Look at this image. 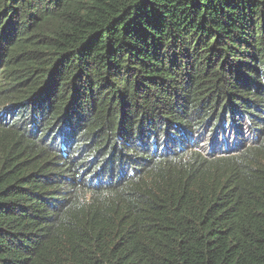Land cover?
Returning <instances> with one entry per match:
<instances>
[{
  "label": "trees",
  "instance_id": "obj_1",
  "mask_svg": "<svg viewBox=\"0 0 264 264\" xmlns=\"http://www.w3.org/2000/svg\"><path fill=\"white\" fill-rule=\"evenodd\" d=\"M0 264H264V0H0Z\"/></svg>",
  "mask_w": 264,
  "mask_h": 264
}]
</instances>
